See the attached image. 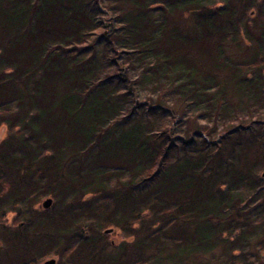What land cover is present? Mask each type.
<instances>
[{"label": "trees", "instance_id": "trees-1", "mask_svg": "<svg viewBox=\"0 0 264 264\" xmlns=\"http://www.w3.org/2000/svg\"><path fill=\"white\" fill-rule=\"evenodd\" d=\"M260 170L264 0H0V264H264Z\"/></svg>", "mask_w": 264, "mask_h": 264}, {"label": "rangeland", "instance_id": "rangeland-1", "mask_svg": "<svg viewBox=\"0 0 264 264\" xmlns=\"http://www.w3.org/2000/svg\"><path fill=\"white\" fill-rule=\"evenodd\" d=\"M254 15H255V9L251 10L249 15L244 16L245 18L242 20L243 21L242 23H245V21H246L250 25L248 27L249 29L247 28V30L244 31V35H250V36L251 35L252 36H258L259 35V31L256 30V26L259 25V23H260L259 14H258V12H256L255 19H252L251 16H254ZM239 51L241 52L240 49H239ZM239 51L236 52V49L232 48V49H230L229 53L232 55V57H234L236 59L246 60L248 58V56H243L244 54H241ZM240 56H242V57L238 58ZM260 172L264 176V171L260 170ZM46 198H51V197L50 196L41 197L38 205L42 206V202ZM51 203H52V200H51ZM51 203H50V205H51ZM109 227L112 228V231L109 232V233H104L103 230L106 229V228H109ZM103 230L101 229V231H103V233L106 235L105 237H106V240H107V242L109 244L107 246L108 250L110 249V247H115L116 248L123 240H128L129 239V237H127L126 234L122 230L114 228V226L104 227ZM222 252L223 251H222V248L220 246L216 248L215 254L216 253L218 254L217 257H216V261H218V259H219L220 262H222L224 260L223 256H221V254H223ZM49 256L46 257V258H42L41 260H39V262L37 264H41L46 259L55 258V257H51V255H49Z\"/></svg>", "mask_w": 264, "mask_h": 264}, {"label": "water", "instance_id": "water-1", "mask_svg": "<svg viewBox=\"0 0 264 264\" xmlns=\"http://www.w3.org/2000/svg\"><path fill=\"white\" fill-rule=\"evenodd\" d=\"M50 203H51V199L50 198H46L42 202V207L43 208H48ZM103 231H104V233H109V232L112 231V228L109 227V228L104 229ZM54 263H55V259L54 258H49V259L44 260L41 264H54Z\"/></svg>", "mask_w": 264, "mask_h": 264}]
</instances>
